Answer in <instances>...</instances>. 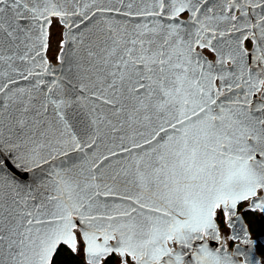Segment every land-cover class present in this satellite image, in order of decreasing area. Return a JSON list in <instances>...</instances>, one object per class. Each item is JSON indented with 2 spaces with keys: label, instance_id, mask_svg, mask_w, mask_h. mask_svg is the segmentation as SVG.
I'll use <instances>...</instances> for the list:
<instances>
[{
  "label": "snow or ice",
  "instance_id": "1",
  "mask_svg": "<svg viewBox=\"0 0 264 264\" xmlns=\"http://www.w3.org/2000/svg\"><path fill=\"white\" fill-rule=\"evenodd\" d=\"M249 8L260 9L254 21ZM260 13L264 0H0V264H53L61 244L77 253L81 242L85 264L113 255L119 264H237L236 255L253 264L250 250L230 255L200 241L220 239L217 209L230 226L238 201L252 197L248 210L264 212ZM52 18L63 25L56 67L45 57ZM93 32L102 39L85 45ZM229 33L235 38L224 40ZM90 97L128 121H158L143 139L149 150L131 161L139 194L121 192L97 167L116 152L93 151L102 117ZM85 121L91 131L82 138L74 129ZM242 242L253 243L246 231Z\"/></svg>",
  "mask_w": 264,
  "mask_h": 264
},
{
  "label": "water",
  "instance_id": "2",
  "mask_svg": "<svg viewBox=\"0 0 264 264\" xmlns=\"http://www.w3.org/2000/svg\"><path fill=\"white\" fill-rule=\"evenodd\" d=\"M92 0H81V4L84 3H91ZM119 0H96L97 5L100 6H107L111 4H117ZM125 2H128V0H125ZM217 3H222L223 0H216ZM249 12L251 14V17H253V21L255 20L257 13L260 12V9L252 10L249 8ZM264 14V13H260ZM105 17L108 19H116V20H124L128 19L129 20V25L132 24H137V23H148L147 19L144 18H139V17H132V18H127V17H121L120 15L116 13H110V14H105ZM185 17H181V19H185ZM101 15L97 14L96 15V21L101 20ZM87 24V22H86ZM73 34L75 33V29L73 30ZM100 37L99 33L93 32L86 36L85 38V45H88L92 41H96L97 38ZM229 37L235 38L233 34L229 33L228 36L223 38L224 40L228 39ZM102 39V37H100ZM222 38L217 37V40H221ZM101 47L103 46L102 44L100 45ZM252 47H253V42H252ZM252 49V48H251ZM93 51H99V48H94ZM225 52H227V48L225 47L224 49ZM69 52H71V45L69 47ZM102 55V53H101ZM46 57V53H45ZM215 59H217V54L215 53ZM208 60H210L208 57H206ZM211 61V60H210ZM229 62V61H228ZM227 62V63H228ZM231 62V61H230ZM227 63L224 65L226 68H230V66L227 65ZM220 66H217V70H219ZM4 71V68L2 65H0V72ZM36 71H40V69H36ZM15 79V76H13ZM47 79V77H45ZM227 79V78H226ZM219 81L217 78L216 82ZM220 83V81H219ZM25 85L24 81H17V86L22 87ZM89 105H96V111L98 114L101 115L102 117V122L100 125H98L100 129V136L97 137V146L94 147L93 151H98L105 156H107V151L111 149L113 152H116V156L113 157H108L107 163L104 161L100 162V165L97 167H103L101 168V171L104 172L105 177L111 178L115 176V181L114 183L117 185L118 189L121 192H124L125 194H139L143 189L140 187V181L136 176V168L135 165L131 163L133 160V156H139L142 153H145L149 150V145H145L143 143V139H151V137L148 135V133L156 126V121L155 117L150 116L149 120H144L143 116L146 114H141L140 120L136 121H128L127 116L124 114H117V115H111V112L114 111V108L109 105H104L102 102L97 101L95 98H89L88 101ZM116 108L120 107L119 104L115 105ZM107 117L108 120L112 121V125H108L106 122L103 121V117ZM125 121L124 123H121V121ZM87 121L84 122V124H77L76 128L74 129L78 135H80L82 138L91 131V129L87 128ZM115 126L117 131L113 132L111 130V127ZM165 128L167 126L165 125ZM168 135H171V131H168ZM164 136V133H161L160 136L157 137L156 141L152 142L151 147H155L157 142L162 143L163 141L161 140V137ZM132 142H135L137 144H140L139 149L132 148ZM117 145H122L125 148L130 149V153H122L119 151V148ZM85 152H88L87 149H85ZM72 156V154H69ZM91 155V153H89ZM83 157H81L82 159ZM63 159V158H60ZM60 159L57 160V164L60 163ZM78 161L73 159L72 163H77ZM67 166V164H65ZM88 165L86 164L85 167ZM123 169H127V171H123ZM141 170L143 168L141 167ZM154 190L153 187L149 188V191ZM258 190V189H257ZM259 196H264V189H262V194L257 195ZM107 203H120L121 201L119 198H101ZM250 199V204L253 202V198L249 197ZM240 201L237 202V205ZM236 205V209H237ZM236 209H235V214H236ZM214 222L216 223L215 217L213 218ZM232 220L235 221L233 225L234 229V234L235 235H240L243 238V233L246 231L248 234V228L245 225L244 221L241 219V217L238 216H233ZM218 235V231L216 233ZM214 239L210 236V242H207V246L211 250H216L214 248V244L212 243ZM200 242H205V241H200ZM111 243V242H110ZM194 243H199V242H194ZM231 255V254H230ZM235 259V257H234ZM236 261V260H235ZM238 264H241L238 262Z\"/></svg>",
  "mask_w": 264,
  "mask_h": 264
},
{
  "label": "rangeland",
  "instance_id": "3",
  "mask_svg": "<svg viewBox=\"0 0 264 264\" xmlns=\"http://www.w3.org/2000/svg\"><path fill=\"white\" fill-rule=\"evenodd\" d=\"M250 13V12H249ZM239 13L237 12V15ZM187 16V13L182 14L181 17ZM53 23L52 26L49 28L50 32V40H49V48L46 51V59H48L53 67L58 66V61L55 59V56L59 53V44L58 41L61 38V33L63 32V25L59 23V18H52ZM250 19H253L250 14ZM244 47L251 52L252 48V40L249 38L244 41ZM204 55L208 57L211 61L215 60V52L210 51L208 49L203 50ZM228 66L231 67V62L229 61L227 63ZM217 86L220 85L219 81L216 82ZM262 194V189L257 190V195ZM248 205H250V199H246L244 201H240L237 205L236 214L235 216L241 217V219L244 221L245 225L248 228V239L252 241L253 243L251 245L244 244L243 238L240 235L234 234L233 225L230 226V222L225 220L223 217V212L221 209L216 210L215 220L217 225V231L218 236L220 237L219 240H214L212 243L214 244V248H223L225 251H227L228 254H233L236 251L237 247H240L242 251L249 252L250 250V259L253 261V264L255 261H259V264H264V228L259 230L258 232H253L249 228V224L245 219V212L248 211ZM259 214L263 220H264V212H262L260 209L252 210ZM235 236L236 238H232ZM77 238L79 240V233L77 234ZM204 241L210 242V236H204ZM82 242L80 243L81 250L82 251ZM261 248V249H260ZM263 249V251H262ZM84 254V253H83ZM85 256V255H84ZM235 260L238 264L245 260V257L243 255H236ZM129 264H132V261L129 260Z\"/></svg>",
  "mask_w": 264,
  "mask_h": 264
},
{
  "label": "trees",
  "instance_id": "4",
  "mask_svg": "<svg viewBox=\"0 0 264 264\" xmlns=\"http://www.w3.org/2000/svg\"><path fill=\"white\" fill-rule=\"evenodd\" d=\"M244 215L251 231L258 232L264 228V220L256 212L248 210ZM53 264H85V256L80 251L77 253H72L70 252L67 245L61 244L59 246V250L54 256ZM104 264H119V256H111L104 261Z\"/></svg>",
  "mask_w": 264,
  "mask_h": 264
},
{
  "label": "bare ground",
  "instance_id": "5",
  "mask_svg": "<svg viewBox=\"0 0 264 264\" xmlns=\"http://www.w3.org/2000/svg\"><path fill=\"white\" fill-rule=\"evenodd\" d=\"M257 95H259V93H258ZM77 234H78V233H77Z\"/></svg>",
  "mask_w": 264,
  "mask_h": 264
}]
</instances>
